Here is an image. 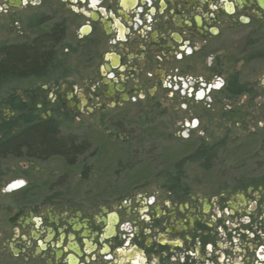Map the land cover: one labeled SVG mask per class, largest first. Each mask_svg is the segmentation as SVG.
<instances>
[{"label":"flooded vegetation","instance_id":"1","mask_svg":"<svg viewBox=\"0 0 264 264\" xmlns=\"http://www.w3.org/2000/svg\"><path fill=\"white\" fill-rule=\"evenodd\" d=\"M0 15L4 41L19 29L30 34L18 45L36 42L48 55L40 91L31 94L41 121L82 111L71 69L78 59L91 71V100L107 114L131 104L154 110L163 91L186 96V107L203 104L188 127L202 121L192 148L212 151L201 157L206 167L241 138L236 131L248 117L264 126V0H0ZM11 115L22 127V113ZM216 115L220 138L203 125ZM181 181L178 193L113 207L45 208L30 204L27 176L11 177L0 162V256L36 264H264V174L223 182L208 200Z\"/></svg>","mask_w":264,"mask_h":264},{"label":"rangeland","instance_id":"2","mask_svg":"<svg viewBox=\"0 0 264 264\" xmlns=\"http://www.w3.org/2000/svg\"><path fill=\"white\" fill-rule=\"evenodd\" d=\"M4 19L0 15V22ZM29 34L17 29L4 41L8 35L1 31L0 45L25 43ZM73 60L71 69L75 74L72 81L80 95V100L76 102L84 106L75 117L60 119L59 122L61 132L76 139L75 146L87 138L89 150L78 156L75 165L69 163L71 157L67 160L60 156L45 159L48 156L31 153L28 149H23L20 157L5 155L0 160L11 177L27 176V188L34 194L30 199L31 205L40 203L47 208L54 204L61 209L81 206L91 211L100 208L101 204L113 207L117 202L135 196L164 195L168 190L173 191L169 185L171 180L178 186L182 179H187V184L200 194L199 197L208 200L206 193L217 190L223 182L232 185L247 176L253 178L264 174V126L261 125L258 130L251 117H248V122H243L244 128L236 131L241 138L221 149L214 161H208L211 162L210 168H206L201 157L203 154L210 156L212 151L200 154L192 148L201 136L197 129L201 130L202 121L196 130L188 127V120L200 113L203 104L186 107L183 105L186 96L163 91L155 96V100H161L163 104L154 110L131 104L107 114L97 110V103L91 100L92 92L88 86L91 71L88 66L78 59ZM48 93L51 98L50 90ZM5 110L0 114L1 124L4 123L10 132L21 130L15 125L10 128L17 119L11 111ZM220 110L218 106L213 111L218 114ZM46 112L45 108L40 113L45 115ZM211 120L203 122L205 129L222 137V120L217 115ZM207 180L214 184L206 183ZM22 191L20 189L9 195L11 197ZM0 258L7 259L0 264H36L26 260H9L12 259L9 252Z\"/></svg>","mask_w":264,"mask_h":264},{"label":"trees","instance_id":"3","mask_svg":"<svg viewBox=\"0 0 264 264\" xmlns=\"http://www.w3.org/2000/svg\"><path fill=\"white\" fill-rule=\"evenodd\" d=\"M47 58L48 55L39 49L36 42L29 46L0 48V114L4 109H8L22 113L20 118L23 120V126L17 132H10L4 123L1 125L0 156L20 157L25 148L31 153L44 157L60 156L67 159L83 154L90 148L87 138L82 144L75 146L76 139L71 135L65 136L61 132L59 121L53 119L41 121L32 114L33 111L38 110L35 99L39 96L32 97L31 94L34 95L40 91L37 83L45 76L44 62ZM18 92L21 94L18 95ZM28 97L31 98L32 103H29ZM14 125L15 122L10 125V128ZM4 128L7 129L6 132ZM170 182L171 188L178 193L182 188L181 181L178 186L173 180Z\"/></svg>","mask_w":264,"mask_h":264}]
</instances>
